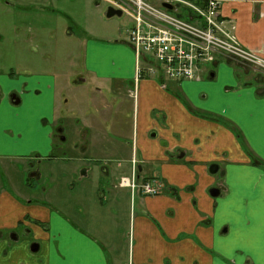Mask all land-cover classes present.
Masks as SVG:
<instances>
[{"label":"crops","instance_id":"obj_1","mask_svg":"<svg viewBox=\"0 0 264 264\" xmlns=\"http://www.w3.org/2000/svg\"><path fill=\"white\" fill-rule=\"evenodd\" d=\"M220 1V18L234 23L239 43L264 57V0ZM49 2L3 0L1 6L7 13L15 6ZM112 39L102 35L89 48L87 41L82 68L95 80L113 81L116 91L120 84L133 81L135 55L133 49ZM39 67L34 62L14 72L0 64V168L7 175L11 167L23 172L16 165L28 161L30 166L32 159H48L54 152L57 80ZM214 67L205 80L170 85L163 79L160 83L141 79L135 98H128L133 101L135 120L131 153L139 148L138 156L133 154L140 162V175L161 179L166 190L154 197L132 198L129 190L116 186L120 176L129 174L131 157L122 162L103 158L99 171L113 180L109 193L122 197L119 192L123 190L126 196L125 189L130 196L127 252L123 249L120 254L113 245L112 262L96 233L81 228L67 215L61 217L56 208L35 202L30 181L31 189H27L16 178L9 187L0 182V264H264V93H257L263 85L257 84L260 80L250 70L230 60L218 59ZM113 98L112 103L97 106L104 117L108 106L113 104L117 112L122 108L120 99ZM148 103L149 110L160 111L161 124L149 120L143 132L150 134V140L144 138L147 144L142 147L138 144L139 115ZM82 109L83 121L96 132L90 137L91 148L119 152L129 144L96 137L97 132H105L104 126L88 115L87 107ZM199 111L226 118L238 131ZM115 124L116 120L108 129L117 131ZM161 160L164 172L144 167ZM182 160L194 165L179 164ZM212 164L217 167L213 174L209 172ZM90 168L83 167L79 177L86 176ZM170 170L181 177L172 178ZM218 173L220 185L215 177ZM30 177L40 178V172L33 170ZM213 187L220 189L217 197L209 194ZM33 244L36 251L30 249Z\"/></svg>","mask_w":264,"mask_h":264},{"label":"rangeland","instance_id":"obj_2","mask_svg":"<svg viewBox=\"0 0 264 264\" xmlns=\"http://www.w3.org/2000/svg\"><path fill=\"white\" fill-rule=\"evenodd\" d=\"M2 2L3 0H0V64H7L11 71L21 70L22 72L24 65L35 62L38 66L40 65L41 72L49 70L56 76L58 125L55 132L57 134L55 148L51 158L40 161L32 159L30 166L28 161L26 165H16L17 169L23 172H18L11 167L12 170H9L8 175L3 168H0V182L3 187H9L11 184L14 185L16 178H19V182H23V186L28 187L27 189H34L35 202H40L43 207L56 208L61 217L67 215L74 222H78L81 228L93 234L96 233L106 249L108 259L112 261L114 255L111 248L113 245L116 244V249L120 254L123 249L127 252L130 196L124 189L126 196H123V190H120L122 197L113 198L109 193L113 180L101 176L99 166L104 162L103 158H116L122 162L133 155L131 149L134 146V140L132 142L130 138L135 120L132 115L133 101L128 98H133L135 83H122L115 91L114 87L117 85L113 81L95 80L93 75L84 73L82 58L87 41L89 48L92 42H98L97 40L102 35L111 37L112 40H117L118 44L126 45L132 50L127 34L130 19L124 14L105 17V10L110 5L104 0H50L46 5L42 3L41 6L38 3L35 5L26 3L29 7L27 5L20 8L15 6L7 13L3 12ZM153 4L158 6L156 1H153ZM34 29H37V32L33 33ZM214 68L211 63L204 64L197 80H205L209 69ZM81 72L84 74L80 75ZM252 73L260 80L257 84L264 86V75ZM141 79H154L158 82L162 80L157 74H151L146 69L142 71ZM80 80L83 82H79ZM164 80L170 85L177 82L170 78L162 81ZM96 86L101 90L97 91ZM113 97L120 99L119 104L122 108L117 112L116 107L114 109L111 107L112 104L108 106L107 115L104 117L103 111L98 107H101L104 102L112 103ZM149 105L150 103L142 105L139 115V127L142 131L138 135V144L142 147L147 144L144 138L150 140L149 132V135L143 132V128L148 127L149 120H155L161 124L158 120L160 111L156 108L149 110ZM86 107L88 115L94 120L97 118L99 124L104 126L105 132H97L96 137L101 140L105 138L129 144L122 146L123 149L119 152L111 148L110 151L108 148H91L90 137L96 132L83 121L84 110L82 108ZM199 113L207 118L218 119L221 124L233 130L236 128V125L226 118L203 111ZM114 120L118 122L115 124V126L118 125L117 131L108 129ZM159 141L164 144V139H159ZM135 152L138 156L139 148L134 149ZM169 159L176 162L170 157ZM163 161L148 162L144 164V167L146 170L148 168L150 171L156 170L161 173L164 172L165 163ZM188 161L182 160L179 164L194 165ZM113 164L116 165V163ZM89 166L91 170L86 176L80 178L83 167ZM36 169L40 172V178L30 177L29 179V174ZM169 173L174 179L181 177V174L177 175L172 170ZM9 174L12 175L9 176ZM148 174L149 172H146V175ZM215 177L217 184L220 185L221 174L218 173ZM29 181L31 188L28 185ZM165 190L166 187H164ZM138 195L136 192L135 199ZM112 222L115 224L113 225ZM119 253L115 255L119 256ZM34 254L39 255V252Z\"/></svg>","mask_w":264,"mask_h":264},{"label":"built area","instance_id":"obj_3","mask_svg":"<svg viewBox=\"0 0 264 264\" xmlns=\"http://www.w3.org/2000/svg\"><path fill=\"white\" fill-rule=\"evenodd\" d=\"M104 1L130 19L127 34L135 52L136 78L146 69L160 79L195 81L204 64L218 59L237 61L264 73V57L242 46L234 23L220 18V0L202 4L193 0ZM119 184L131 193L137 188L151 195L159 191V185H137L132 177H121Z\"/></svg>","mask_w":264,"mask_h":264},{"label":"flooded vegetation","instance_id":"obj_4","mask_svg":"<svg viewBox=\"0 0 264 264\" xmlns=\"http://www.w3.org/2000/svg\"><path fill=\"white\" fill-rule=\"evenodd\" d=\"M232 62H234V63H237V64H239L240 66H242V67H244V68H246V69H248V70H250L251 72H254V73H257V74H263L264 75V73H261V72H259V71H257V70H255V69H253V68H251V67H248V66H245V65H243V64H241L240 62H237V61H232ZM217 63V61H215V62H213V63H211V64H216ZM135 69H136V61H135ZM208 72H211L210 70L208 71ZM141 76V75H140ZM140 76L138 77V78H136V71H135V76H134V79H133V81L132 82H134L135 83V87H134V91H133V93H132V97H133V99L135 98V90H136V85H137V82L140 80ZM259 90H263V92L262 93H264V86H263V88H261V89H258V91ZM258 91H257V93H258ZM262 93H260V94H262ZM59 132H61V128H59ZM134 153V152H133ZM216 166V164H212V165H210L209 166V171H210V168L212 167H215ZM140 162L138 161V159L136 158V156H135V154H133L132 156H131V158L129 159V174H127V175H122V176H120L118 179H117V182H116V186L117 187H120V188H125V189H127V190H129V192H130V195H131V197L133 198L134 197V195H135V193L136 192H138V194L139 195H141V196H146V197H154V196H157V195H160V194H162L163 192H164V187H166L165 185H164V182L161 180V179H159V178H157V177H148V176H146V177H143L142 175H140L141 173H140ZM217 168V167H216ZM216 172V171H215ZM215 172H210V173H215ZM121 177H132L133 178V180L135 181V183L137 184V185H143V184H145V183H150V184H153V185H159V191L156 193V194H154V195H151V194H144L142 191H141V189L140 188H137V189H135L132 193H131V190L129 189V188H127V187H122V186H120V184H119V182H120V178ZM213 188H218V187H213ZM219 189V188H218ZM219 192H220V189H219Z\"/></svg>","mask_w":264,"mask_h":264},{"label":"water","instance_id":"obj_5","mask_svg":"<svg viewBox=\"0 0 264 264\" xmlns=\"http://www.w3.org/2000/svg\"><path fill=\"white\" fill-rule=\"evenodd\" d=\"M162 6L167 8V9H171V5L168 4V3H162ZM105 17L109 18V17H112V16H121L122 15V12L119 10V9H115L113 8L112 6H108L105 10ZM263 90H259L258 93H262ZM216 166L215 167H211L210 168V172H215L216 171ZM209 194L210 196L212 197H217L219 195V189L218 188H211L209 190ZM32 251H36L37 250V245L36 244H33L31 245V248H30Z\"/></svg>","mask_w":264,"mask_h":264}]
</instances>
